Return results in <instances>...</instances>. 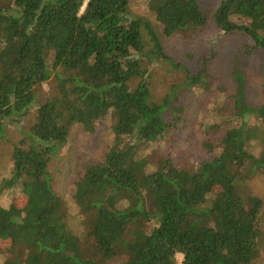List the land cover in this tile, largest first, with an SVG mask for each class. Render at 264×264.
Returning a JSON list of instances; mask_svg holds the SVG:
<instances>
[{
    "label": "trees",
    "instance_id": "trees-1",
    "mask_svg": "<svg viewBox=\"0 0 264 264\" xmlns=\"http://www.w3.org/2000/svg\"><path fill=\"white\" fill-rule=\"evenodd\" d=\"M134 12L167 38L216 29L264 52V0H224L212 12L202 0H0V144L18 137L0 183V264L262 258L254 181L264 176V103L251 102L252 77L236 55L221 80L206 63L157 97L158 64L179 67L155 23ZM49 82L53 96L36 97ZM77 133L112 144L99 162L76 165L61 193Z\"/></svg>",
    "mask_w": 264,
    "mask_h": 264
},
{
    "label": "rangeland",
    "instance_id": "rangeland-1",
    "mask_svg": "<svg viewBox=\"0 0 264 264\" xmlns=\"http://www.w3.org/2000/svg\"><path fill=\"white\" fill-rule=\"evenodd\" d=\"M223 1L224 0H202V3L206 10L212 12V10H216ZM132 16L136 18H147L155 23L161 35L166 55L179 67V69L172 70L174 67L169 64H158L159 67L156 68V75L154 77V81L157 82L154 88H158L159 91L156 94L157 97L164 95L162 93L170 83V80L174 78L176 82H181L184 79L185 72H198L206 63L209 65L211 76L218 81L221 80L231 72L233 59L238 55L241 58L242 67L245 72L252 77V86L249 90V94H256L254 100L251 97V102L254 104H258L256 101L261 102L260 104L264 103V91L262 90V84L264 82V52L253 51V44L247 38L234 33L222 35L216 29L205 30L189 38H167L163 35L160 25L150 14L147 15L142 12H134ZM245 49L252 53L246 55L244 53ZM213 54L216 55L210 58ZM207 59H209L208 62H206ZM55 91L56 85L53 82H49L39 87L36 90L35 96L47 99L53 96ZM187 100H191L190 96H187ZM196 107L197 110H199L198 105H196ZM192 122L193 125L196 121L192 119ZM190 125L182 128L180 136L189 132ZM10 136L11 138L0 144V183L5 176H10L12 173V144L18 141L17 132L13 130ZM73 139L74 144L71 146L73 152L69 155L66 154V168L59 182L56 184V188L61 193L68 192L73 172L76 170V165L84 166L87 163L99 162L108 149L106 147L108 145L107 141H110V143L112 141L111 136L87 138L81 133H77ZM92 141L97 144L96 148H91ZM182 149L183 147L178 148V152H182ZM254 188L256 194L264 197V176L255 179ZM153 197L156 200H161L167 196L162 193H155ZM262 219H264V215L261 220ZM257 264H264V252Z\"/></svg>",
    "mask_w": 264,
    "mask_h": 264
},
{
    "label": "built area",
    "instance_id": "built-area-1",
    "mask_svg": "<svg viewBox=\"0 0 264 264\" xmlns=\"http://www.w3.org/2000/svg\"><path fill=\"white\" fill-rule=\"evenodd\" d=\"M180 262H181V260H180Z\"/></svg>",
    "mask_w": 264,
    "mask_h": 264
}]
</instances>
